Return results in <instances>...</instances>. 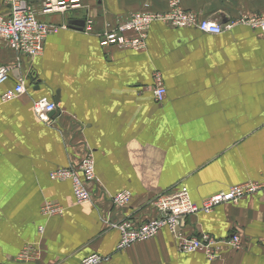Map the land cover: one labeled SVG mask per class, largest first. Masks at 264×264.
<instances>
[{
  "label": "crops",
  "instance_id": "obj_1",
  "mask_svg": "<svg viewBox=\"0 0 264 264\" xmlns=\"http://www.w3.org/2000/svg\"><path fill=\"white\" fill-rule=\"evenodd\" d=\"M43 1L28 3L39 11ZM174 1L198 20L231 27L209 35L156 22L142 51L102 48L106 26L132 13L167 12L170 0H80L79 9L38 15L70 28L48 36L34 60L0 43V66L13 67L0 85V264H79L92 254L107 258L102 264H264V192L186 219L187 236L239 235L240 248L222 245L213 261L179 252L166 229L118 251L119 233L106 224L149 219L151 200L166 191L185 189L199 204L264 182V31L245 23L264 15V0ZM87 20L90 32L75 29ZM155 73L165 90L160 103ZM19 78L26 93L2 101ZM43 97L57 106L48 122L32 109ZM86 150L98 187L131 194L126 209L113 210L105 198L78 204L69 180L50 179ZM45 203L62 214L43 215Z\"/></svg>",
  "mask_w": 264,
  "mask_h": 264
},
{
  "label": "built area",
  "instance_id": "obj_2",
  "mask_svg": "<svg viewBox=\"0 0 264 264\" xmlns=\"http://www.w3.org/2000/svg\"><path fill=\"white\" fill-rule=\"evenodd\" d=\"M4 5L7 14L0 16V43L12 50L19 58L34 60L42 54L44 42L48 36L70 28L66 24L44 23L38 19V15L63 14L79 9L81 2L80 0H44L39 11H35L29 5L28 0H4ZM156 22L175 29H195L209 35H218L231 27V25L222 26L198 20L194 14L181 10L176 1L170 0V9L167 12L132 13L125 21L112 27L106 26V29L99 35V45L102 48L142 51L146 47L149 27ZM245 23L252 28L264 31V15L249 18ZM91 25V21L87 20L81 28L75 29L87 33L91 31ZM19 58L15 68L20 66ZM12 70V66H0V85L9 79ZM153 80V96L155 101L160 103L165 95L162 77L159 73H155ZM25 93V82L19 78L13 88L1 96V100L9 101ZM32 109L38 118L48 122L49 115L55 114L57 106L53 101L43 97L32 102ZM49 177L53 181L69 180L74 200L78 204L94 203L100 198H105L113 210L122 211L129 206L132 199L127 191L110 195L103 188L98 187L90 150H86L78 162L68 168L54 170ZM93 186L97 187L96 191L92 189ZM258 192H264V182L258 184L250 182L234 186L195 204L185 189L170 190L151 200L153 215L149 219L135 222L127 218L114 222L109 217L106 224L119 233L116 247L118 251L126 250L136 242L150 240L156 237L162 229H166L175 237L179 252H200L208 260L213 261L219 258V248L222 245L231 250L240 248L239 235L231 234L226 240H217L207 234L187 236L183 233L186 219L198 212L210 213L214 208L223 204H236L242 198ZM41 213L45 216H58L62 214V209L55 203H45L41 207ZM38 231L41 233L42 228H38ZM106 261L107 258L92 254L82 259L79 264H102Z\"/></svg>",
  "mask_w": 264,
  "mask_h": 264
},
{
  "label": "water",
  "instance_id": "obj_3",
  "mask_svg": "<svg viewBox=\"0 0 264 264\" xmlns=\"http://www.w3.org/2000/svg\"><path fill=\"white\" fill-rule=\"evenodd\" d=\"M82 25V24H81ZM49 116H52V114H50Z\"/></svg>",
  "mask_w": 264,
  "mask_h": 264
}]
</instances>
